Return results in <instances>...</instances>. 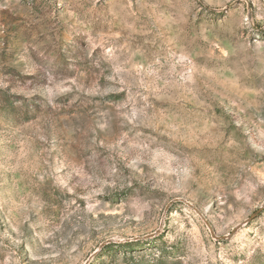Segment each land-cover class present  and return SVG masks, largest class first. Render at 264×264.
Returning a JSON list of instances; mask_svg holds the SVG:
<instances>
[{
    "label": "rangeland",
    "instance_id": "rangeland-1",
    "mask_svg": "<svg viewBox=\"0 0 264 264\" xmlns=\"http://www.w3.org/2000/svg\"><path fill=\"white\" fill-rule=\"evenodd\" d=\"M263 204L264 0H0V264H264Z\"/></svg>",
    "mask_w": 264,
    "mask_h": 264
},
{
    "label": "water",
    "instance_id": "water-1",
    "mask_svg": "<svg viewBox=\"0 0 264 264\" xmlns=\"http://www.w3.org/2000/svg\"><path fill=\"white\" fill-rule=\"evenodd\" d=\"M186 204L188 205V206H190V207H192L200 216H201V213L192 205V204H190V203H188V202H186ZM263 207H264V204L254 213V214H252L251 215V217H250V219H252V218H254L260 211H262V209H263ZM243 224V223H242ZM241 224V225H242ZM241 225H238L237 227H235L233 230H232V232H231V234H228V235H225V236H223V237H216V238H226V237H229V236H231L237 229H239L240 228V226ZM211 234H212V236L213 237H215V235H214V233L211 231Z\"/></svg>",
    "mask_w": 264,
    "mask_h": 264
}]
</instances>
